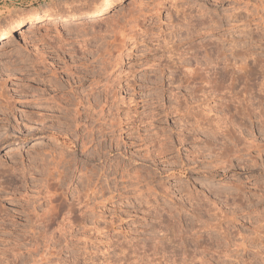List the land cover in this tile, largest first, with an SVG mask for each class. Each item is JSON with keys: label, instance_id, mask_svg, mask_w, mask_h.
Wrapping results in <instances>:
<instances>
[{"label": "rangeland", "instance_id": "rangeland-1", "mask_svg": "<svg viewBox=\"0 0 264 264\" xmlns=\"http://www.w3.org/2000/svg\"><path fill=\"white\" fill-rule=\"evenodd\" d=\"M259 257L264 0H0V264Z\"/></svg>", "mask_w": 264, "mask_h": 264}, {"label": "bare ground", "instance_id": "bare-ground-1", "mask_svg": "<svg viewBox=\"0 0 264 264\" xmlns=\"http://www.w3.org/2000/svg\"><path fill=\"white\" fill-rule=\"evenodd\" d=\"M206 63V65L208 64L207 62H205ZM210 64H211V62H210ZM205 65V66H206ZM209 65V64H208ZM215 68V67H214ZM234 68V67H233ZM233 68H231V69H229V67H228V65H226L225 67H223V69L220 71V72H216L215 73V76H214V78L213 79H211V78H209V77H203V76H201L198 72H196L195 70H192V71H189V73L187 74V77H186V80L187 81H189V84L190 85H194L192 88H191V91H192V94L194 95V96H196L194 93L196 92V91H199L200 93H201V97H202V100H208V99H210V98H218V97H220V96H227V94L230 96L231 94H232V91H233V88H234V83H235V81H239L240 79H241V77L242 76H245L246 74H247V71L246 70H243L244 72L240 75V73L238 72V71H236L237 73H239V74H237L234 70H232ZM242 69V68H241ZM189 70V69H188ZM231 78V80H232V83H230L229 85H224V83H225V81L227 80L226 78ZM198 85V86H197ZM223 90H227V91H223ZM221 92H224V93H221ZM193 99H195L194 97H193ZM229 100V99H228ZM231 100V99H230ZM225 108H230V106H229V104L228 105H226L225 106ZM214 108H210V111H212ZM202 112H203V110H201ZM201 112H198V114L199 115H201L200 114ZM201 118L200 119H197V122H199V123H201L202 122V120H204V119H202V116H200ZM205 117H207V116H205ZM215 133V132H214ZM213 134V133H212ZM6 150H8V152H10L11 150H13V149H6ZM3 152H5V151H3ZM11 153V152H10ZM57 196V195H56ZM55 196V197H56ZM54 197V198H55ZM54 198L52 199V197H49L48 198V202L49 203H51L53 200H54ZM49 206H50V204H49ZM48 206V207H49ZM51 208V207H50ZM52 208H54V207H52ZM52 208H51V211H52ZM48 210V209H47ZM54 210V209H53ZM43 214H41V215H39V218H41V219H39V220H43V219H45V217L46 216H48V214L49 213H51L50 212V209L48 210V211H46V212H42ZM29 227V226H28ZM198 239V238H197ZM197 239L195 240V241H197ZM248 241V240H247ZM159 242V241H158ZM160 242H162V241H160ZM255 242V241H254ZM249 243V242H248ZM160 244H162V243H160ZM219 244V243H218ZM252 244V243H251ZM251 244H249V246L251 247L252 245ZM162 246V245H161ZM161 246H160V248L158 247V245H153V249H152V251H153V253H155L156 252V250L159 248V249H162L161 248ZM216 247V246H215ZM214 247V248H215ZM209 250H210V248H208ZM212 249V248H211ZM162 251V250H161ZM211 251V250H210ZM216 251V250H215ZM206 252H207V250H206ZM161 253H163V252H161ZM214 253H216V252H214ZM208 254H210V253H208ZM213 254V253H212ZM258 254V253H257ZM146 255V254H145ZM162 255V254H161ZM259 255H261V254H259ZM145 257V256H144ZM153 257V256H152ZM147 258H149V256L147 257ZM146 258V259H147ZM230 258V257H229ZM259 258H261L262 259V264H264V258H262V257H259ZM214 259V258H213ZM212 259V260H213ZM216 259V258H215ZM260 259V260H261ZM150 260L151 259H149V262H150ZM153 260H155V259H152V261ZM147 264V263H146ZM149 264V263H148ZM182 264V263H181ZM218 264V263H217ZM244 264H254V262H251V261H249V262H245L244 261Z\"/></svg>", "mask_w": 264, "mask_h": 264}, {"label": "snow or ice", "instance_id": "snow-or-ice-1", "mask_svg": "<svg viewBox=\"0 0 264 264\" xmlns=\"http://www.w3.org/2000/svg\"><path fill=\"white\" fill-rule=\"evenodd\" d=\"M61 210H63V208H61Z\"/></svg>", "mask_w": 264, "mask_h": 264}]
</instances>
